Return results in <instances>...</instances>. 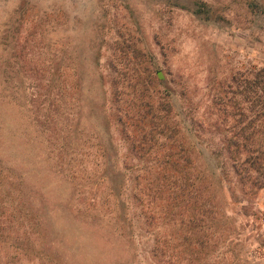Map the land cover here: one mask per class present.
Masks as SVG:
<instances>
[{
    "label": "rangeland",
    "instance_id": "rangeland-1",
    "mask_svg": "<svg viewBox=\"0 0 264 264\" xmlns=\"http://www.w3.org/2000/svg\"><path fill=\"white\" fill-rule=\"evenodd\" d=\"M0 264H264V0H0Z\"/></svg>",
    "mask_w": 264,
    "mask_h": 264
},
{
    "label": "trees",
    "instance_id": "trees-1",
    "mask_svg": "<svg viewBox=\"0 0 264 264\" xmlns=\"http://www.w3.org/2000/svg\"><path fill=\"white\" fill-rule=\"evenodd\" d=\"M203 175L207 178H211V180H213L215 182L213 184H219V180L217 179V177L214 173L209 172V175H207V174H203Z\"/></svg>",
    "mask_w": 264,
    "mask_h": 264
}]
</instances>
